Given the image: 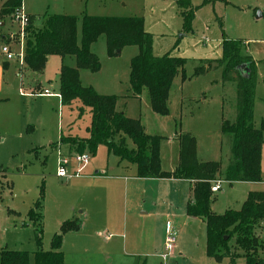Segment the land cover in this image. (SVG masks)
<instances>
[{"label": "rangeland", "instance_id": "rangeland-1", "mask_svg": "<svg viewBox=\"0 0 264 264\" xmlns=\"http://www.w3.org/2000/svg\"><path fill=\"white\" fill-rule=\"evenodd\" d=\"M188 1L196 9L190 25L191 33L183 31L180 9L173 1L22 0L21 7L28 19L34 18L32 23L34 27L42 24L44 16L54 15L75 17L79 20L84 16L141 19L144 31L152 38L153 57L161 58L169 55L186 62L184 73L187 79L182 82L178 74L179 76L177 75L173 80L168 115L158 117L159 121H153V113L147 106L145 107L148 100L146 95L142 94L139 101L130 94V61L137 54V47H125L118 56L109 57L105 38L100 37L90 48L98 60L99 71L86 73L91 80L87 78L84 83L96 85L95 87L102 93L100 96L115 97L119 111L128 119L139 121L141 118L145 127L152 126L150 130L147 128V133L162 139L160 155L164 169H170L175 165L180 147L179 141L183 135H188L195 141L197 163H217L220 165V170L222 168V174L225 165H228L230 152L228 138L220 133L221 117L232 121L236 103V77L233 74L232 81L223 82L222 68L212 69L196 78L192 75L194 69L202 63L222 59L224 38L240 40L242 56L247 58L245 55L249 53L253 62L252 124L255 129H260V124L264 120V15H262L264 0H232L238 5L229 4L227 0ZM1 4L0 2V8ZM15 11L3 19L0 18V24H4V27H0V36L5 39L0 42V60L8 63V67H1L2 85L10 95L7 112H10L11 130H13L12 122L17 120L25 123V127L18 136L11 135L6 127L0 129V245L6 246L10 251L29 254L30 262L33 264V254L39 249L35 236H39V250L49 252L51 239L57 232L55 225L63 216L58 210L63 203L68 202L65 189L62 188L65 181L61 182L53 178L57 170L59 147L50 144L59 141L60 133L63 137L71 135L85 139L89 116L85 114L81 120H78V103L70 107L60 106L56 98L58 65H60L58 58L53 57L48 61L39 79L29 71H19V54L24 42L21 43L22 30L15 22ZM3 48L14 56L12 61L5 60L1 53ZM18 73L22 74L21 78L17 77ZM49 81L51 83H48ZM82 87L91 88L96 94L98 93L90 85ZM37 89L39 91H36ZM46 89L54 91V96L45 98L38 95ZM17 93H33V96L27 95L22 99L16 97ZM182 98L184 105L180 113ZM187 128H190L194 135L186 133ZM175 134L177 138H174ZM72 138L80 140L76 137ZM122 138L127 149H133L129 138L126 136ZM67 151V147H62L59 153L66 154ZM83 153L89 155L90 165L98 169L114 168L115 162L123 164L122 167H133L111 154L108 156L104 146L98 147L94 154L88 149ZM46 160V165H42L41 162ZM261 174L262 183H237L229 188V185L223 181L221 190L211 195L213 213L223 215L229 210H240L248 194L253 193L252 188L264 190V171ZM218 180L223 179L220 177ZM152 182L148 181L143 197L141 187L139 193L127 199V204L124 200H120V203L114 206L117 217L113 218L112 226H116V230H107L108 233L105 234L118 235L120 239L116 240L125 241L128 250L132 252L159 254L153 264H196L197 258L193 248L198 246L199 251L205 249L204 226L188 224L185 220L179 221L177 224L179 228L175 230L176 243L182 256L176 250L174 254L172 252L167 255L165 247L168 223L172 222L176 215L178 217L181 215L176 214L174 209L167 208L165 204L167 202L164 203L162 198L153 197L155 190L150 187ZM41 190L42 200L39 202L40 206H37L35 224H32L28 221L27 215L40 198ZM160 190L164 192L166 188L162 187ZM8 209L15 215H9ZM80 211L78 209L76 212ZM182 216H186L184 210ZM102 220L100 219L99 223ZM104 230V226H99L88 229L86 233L91 234L94 231L102 233ZM82 234L85 235L80 233L77 236H81L79 238L82 239ZM66 238L64 236V239ZM76 238L70 239L73 245L76 244ZM259 241L263 244V248L258 251V255L264 259V236L260 235ZM161 258L165 261L163 262ZM172 258L176 259L173 261ZM74 260L75 258L71 256L67 257V262L71 261L73 264ZM130 261L132 264H140L144 263L145 259L131 258ZM147 263L152 264V260L148 259ZM235 264H244V261L236 259Z\"/></svg>", "mask_w": 264, "mask_h": 264}, {"label": "trees", "instance_id": "trees-1", "mask_svg": "<svg viewBox=\"0 0 264 264\" xmlns=\"http://www.w3.org/2000/svg\"><path fill=\"white\" fill-rule=\"evenodd\" d=\"M165 1L175 2L180 9L183 31L191 33L190 25L196 9L188 0ZM0 2L1 19L22 6V0ZM28 21L24 31L23 65L29 71L39 74L51 56L61 59L74 58V68H60V103L63 107L78 103L79 119L82 118L84 110H88L90 114L86 139L77 140L61 136L59 141L51 146L76 145V152L80 154L87 149L94 154L99 146H104L109 155L134 165L138 179H181L193 182L186 216L204 222L207 258L216 264H221L225 259L229 264H235L236 259L240 258L244 259L245 264H264V259L258 255L263 244L256 234L259 229L264 230V192L249 193L238 211L229 210L223 215H215L212 211L210 191L212 182L220 177L228 185L262 181L261 147L264 145V121L261 122L260 129H255L252 124L253 62L250 58L242 56V42L224 38L222 59L202 63L194 69L192 75L196 78L212 69L222 68L223 82L232 81L233 74L236 77L235 121H223L221 124V133L229 136L231 140L230 159L224 173L221 175L220 165L217 163H197L195 141L188 135H183L179 141L178 167L175 171L167 173L163 172L160 166L162 139L146 135L139 121L118 113L115 97L100 96L91 88L82 87L79 71H99L98 60L90 48L102 36L105 38L109 57L118 56L125 47H137L138 53L130 61V91L137 97L146 90L152 112L165 117L168 115V99L173 80L178 74L182 82L187 79L184 73L185 60L169 55L153 57L152 38L144 31L143 21L139 18L84 16L79 20L75 17L54 15L44 16L39 27L32 24L34 18ZM3 41L4 37L0 36V42ZM241 65H246L245 77L237 70ZM122 136L129 138L133 149H127ZM40 195L27 215L32 224H35L37 206L43 196L42 190ZM72 231H78V224L75 221L63 222L51 239L49 252L39 250L40 241L36 235L35 242L39 249L33 254V264H63V255L59 250L64 236ZM30 261L29 254L25 252L0 250V264H31Z\"/></svg>", "mask_w": 264, "mask_h": 264}, {"label": "crops", "instance_id": "crops-1", "mask_svg": "<svg viewBox=\"0 0 264 264\" xmlns=\"http://www.w3.org/2000/svg\"><path fill=\"white\" fill-rule=\"evenodd\" d=\"M227 1L229 2V4L231 3L234 5H238L235 1H232V0H227ZM255 8L257 9V7H255ZM262 15H264V14H262ZM38 25H40V23ZM235 41H240V40H235ZM246 43H248V42H246ZM247 46H248V44H247ZM137 53H138V51H137ZM245 56H247L248 58H251L249 56V53L246 54ZM53 57H56L60 60V65H58V81H57L58 82V94H56V98L58 99V101L60 103V97H59V72H60V68H61V66H66L68 68H74L75 67V60L72 57H65V58L61 59L57 56H51L48 58V61L50 59H52ZM48 61H47V63H48ZM47 63H46V65H47ZM3 65H6L8 67V63H4L2 60H0V129L6 127V129L8 130V132L11 135L18 136V135H21L22 130L25 127V123H22L20 120L12 122L13 123V126H12L13 130H11V126H9L11 120H9L10 112H7V106H8V102L10 100L9 99L10 95L3 88V85H2V83H3V80H2L3 71L1 70L2 69L1 67H3ZM19 66H20V70H19L20 72L21 71L22 72L23 71H29L25 67V65L19 64ZM29 72L33 76L38 77V79L42 76L41 73L38 74V73H33L31 71H29ZM86 73H90V72H88L86 70H80L79 71V81L82 84V86L90 85V86L94 87L96 92H98L97 94H99V95L102 94L95 87L96 85L84 83V80L87 81V78H89L91 80L90 76H88V74H86ZM17 77L21 78L22 74L18 73ZM34 80L39 81L36 79H34ZM48 83H51V82L49 81ZM173 85L174 84L172 83V87H171V90L169 93L168 104H169V100L172 97ZM129 90H130V85H129ZM36 91H39V90L37 89ZM45 91L50 92L52 94V96H47V97L43 96V97L51 98L54 96V91H52L50 89H46ZM40 94H38V95L41 96ZM130 94L132 95L131 91H130ZM142 94L143 95L145 94L147 99H148L145 107L147 106L148 109H150V111L152 112L151 107H150L149 97H148L146 90H143L139 96L135 97L132 95V97L141 101ZM27 95L33 96V93H30V94L17 93L16 97L25 99V97ZM75 103H72V104H75ZM183 105H184V99L182 98V100H180V113H181ZM235 105H236V103H235ZM60 106H61V103H60ZM70 106H65V107H70ZM61 107H63V106H61ZM79 108H80V105L78 104L77 110ZM116 111L118 113H122L123 115H125L123 112L119 111L118 101L116 104ZM85 114H88V116H89V121H88V124L86 125V128H85V131H86V129L88 128L89 123H90L89 111L84 110L83 115H85ZM153 115H154V116H152L153 121H159L158 117H161V116H158L154 113H153ZM235 117H236V109H235L234 115L231 119L232 121L225 120L223 117H221V124L223 121L233 123L235 121ZM126 118H128V117H126ZM81 119L82 118H80V119L78 118V120H81ZM139 121L143 127L144 132L147 135L152 136L151 134L147 133V128L150 130V129H152V126L148 125V127H145L144 123H143L144 121L141 118L139 119ZM186 131H187L186 133L194 135L190 128H187ZM220 131H221V125H220ZM4 132H6V131H4ZM60 134L62 136V133H60ZM86 135H87L86 136V138H87L88 137L87 131H86ZM222 136H226V135L222 134ZM66 137L79 138L77 136H71V135H68ZM226 137L228 138V141H229V152H230L231 140H230L229 136H226ZM174 138H177L176 134L174 135ZM79 139H84V138H79ZM50 145H52V144H50ZM62 147H67V149H68L67 153L73 152V150L76 151L75 150L76 147H72L70 145H63V146L59 147V150ZM159 155H160V153H159ZM108 156H109V154H108ZM41 163H42V165H46L47 160H46V162L42 161ZM178 164H179V150H178V157L176 159V163L170 169H164L162 167V159H161V155H160V166H161V170L163 172L171 173V172L175 171L176 168L178 167ZM122 165L123 164L120 165V164L115 162L114 168L98 169V168L93 167V165H90V161H89V164L86 167V169L84 170V172L82 173L81 177L73 178V179H70L68 181H65V184L62 185V188L65 189L64 191L67 194L68 202L63 203L62 205L60 204L61 206L58 210V213L63 215V216H62V218H60L57 221V224L55 225V230H57V232H58L61 224L66 220L75 221L78 224V231L68 232L65 235V237H67V238L66 239L63 238V243H62L61 249L59 250L63 255V264H69V263L72 264L71 261L67 262L68 256H71L73 259L75 258L73 264H132L130 261L131 258L140 259L141 257H144L145 261H144V263H140V264H148L147 263L148 259L152 260V264L155 263L156 259H158L159 254L157 255V253H152V252L151 253L132 252V251H130V249L128 250L125 241L116 240V239H120V237H118V235L105 234V232L108 233L107 230H112V229L116 230V226H112V225H114L113 218L117 217L116 216V210H114V206H116V204H119L120 200H122V201L124 200V203L127 204V199L130 196H132L133 194L139 193V190L141 189V187L143 188L141 191V195L143 197L145 195V189L148 187V186H146L148 181H153L152 182L153 184H151V186H150L151 188H153L155 190L153 192V197L157 198V199L162 198L164 200V203L167 202V203H165L167 208H170L171 210L174 209L173 211L176 214L180 213L181 217H178L176 215L173 218L174 220L172 222L168 223L174 231L177 228H179L177 224L181 220L182 221L185 220L188 224L191 223L193 225L204 226V228H205V249L204 250L202 249L199 251L198 246H195L193 248V250L195 251L194 254L196 255V258H197L196 264H198V263L199 264H208V263L216 264L214 261L207 258V256H206V227H205L204 222L201 220H198V219H191L187 216H185V217L182 216L183 210H184V213L186 215V207H187L188 201L191 198L190 191H191L193 182H189V181L181 180V179H178V180H174V179H169V180H167V179H138L136 177V167L134 165L132 168L122 167ZM226 166H227V164L225 165V167L223 169V173L226 169ZM263 171H264V154H262V156H261V173ZM221 172H222V168H221ZM53 178L57 179L56 177H53ZM262 181H263V178H262ZM262 181L259 183H262ZM61 182H64V181H61ZM237 183H244V182H237ZM237 183H232L231 185H229V188H231L233 184H237ZM251 184H254V183H251ZM162 187L166 188V190L164 192H162L160 190V188H162ZM252 192H264V190L261 188L260 189L252 188ZM78 209L81 210L79 213L76 212ZM7 211L9 213V215L10 214L15 215V213L12 212L10 209H8ZM142 214H145V213L142 212ZM64 215H65V217H64ZM100 219H103L101 223H99ZM166 220H167L166 221V223H167L168 218ZM24 222H26V220ZM99 226H104L105 230H104V232H102L103 234L99 231H94L91 234L86 233L88 229H90V228L92 229V228L99 227ZM111 227H113V228H111ZM262 227L264 228V225ZM80 233H85V235L87 234V236L82 234L83 238L81 239V238H79L81 236H77ZM256 234H258L259 235L258 237L260 238V235H261V237L264 236V230L259 229L258 231H256ZM105 235L106 236L109 235V237L107 239H105L104 238ZM74 237H77L75 245H73V241H72L74 239ZM176 237H177V233H176ZM70 239H72V240H70ZM179 249L180 248L177 247V243H176V245L173 249V254H174L175 250L177 253H181L179 251ZM0 250H7V248H6V246L0 245ZM8 251H10V250H8ZM161 255L162 254H160V257H161ZM180 255L182 256V253ZM161 259L163 260V262L165 261V259H163V258H161ZM172 259L174 261L176 258H172ZM240 259L244 261V259H242V258H240ZM137 264H139V263H137ZM221 264H229V263H228V260L225 259ZM244 264H245V261H244Z\"/></svg>", "mask_w": 264, "mask_h": 264}, {"label": "built area", "instance_id": "built-area-1", "mask_svg": "<svg viewBox=\"0 0 264 264\" xmlns=\"http://www.w3.org/2000/svg\"><path fill=\"white\" fill-rule=\"evenodd\" d=\"M15 22L19 25L22 30L21 35V43L24 42V31L28 26V18L23 14L22 8L17 9L15 11ZM2 55L5 57V60L12 61L14 56L7 51L6 48L1 50ZM23 53H24V46L21 47V51L19 54V64L23 65ZM41 96H52V94L48 91H44L40 94ZM56 147H61L60 145H56ZM57 157V170L55 173V177L60 181H68L73 178H79L82 176V173L86 169L89 164L90 157L85 153H77L76 151L68 152L66 154L59 153ZM261 152L264 154V145L261 147ZM223 181L218 179L214 180L210 186V191L212 194L218 193L221 190V185ZM109 237V236H108ZM108 237L104 236L105 239ZM176 244V232L168 224V234H167V242L165 247V252L168 255L169 253L173 252V249Z\"/></svg>", "mask_w": 264, "mask_h": 264}, {"label": "water", "instance_id": "water-1", "mask_svg": "<svg viewBox=\"0 0 264 264\" xmlns=\"http://www.w3.org/2000/svg\"><path fill=\"white\" fill-rule=\"evenodd\" d=\"M0 27H4V24H0ZM238 72L245 77L247 75L246 65H241L237 68Z\"/></svg>", "mask_w": 264, "mask_h": 264}]
</instances>
